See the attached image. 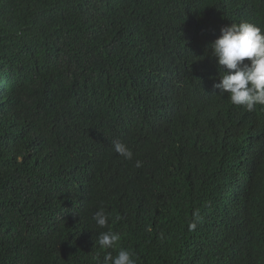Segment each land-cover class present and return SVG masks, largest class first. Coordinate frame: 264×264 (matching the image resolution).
Instances as JSON below:
<instances>
[{"label":"trees","instance_id":"16d2710c","mask_svg":"<svg viewBox=\"0 0 264 264\" xmlns=\"http://www.w3.org/2000/svg\"><path fill=\"white\" fill-rule=\"evenodd\" d=\"M242 21L264 0H0V264H264V105L210 48Z\"/></svg>","mask_w":264,"mask_h":264},{"label":"clouds","instance_id":"9594fccd","mask_svg":"<svg viewBox=\"0 0 264 264\" xmlns=\"http://www.w3.org/2000/svg\"><path fill=\"white\" fill-rule=\"evenodd\" d=\"M210 48L223 73L214 88L220 94H228L233 105L243 106L250 112L256 105H264V30L246 21L233 23L221 29L219 38ZM113 148L123 159L133 158V152L126 143L114 141ZM135 167H142V162L137 160ZM199 219L200 213L196 210L188 225L189 230L196 228ZM93 220L100 228L108 227L109 216L103 208L93 215ZM119 240V233L109 229L99 234L96 243L102 249H114ZM133 255L121 248L115 256L108 252L102 260L97 256L96 261L97 264H136Z\"/></svg>","mask_w":264,"mask_h":264}]
</instances>
